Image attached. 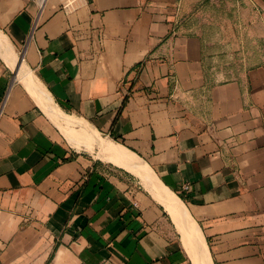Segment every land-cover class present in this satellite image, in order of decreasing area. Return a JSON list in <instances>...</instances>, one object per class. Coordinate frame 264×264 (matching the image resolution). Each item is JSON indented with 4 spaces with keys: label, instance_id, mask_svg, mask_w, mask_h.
Returning a JSON list of instances; mask_svg holds the SVG:
<instances>
[{
    "label": "crops",
    "instance_id": "0c3cea01",
    "mask_svg": "<svg viewBox=\"0 0 264 264\" xmlns=\"http://www.w3.org/2000/svg\"><path fill=\"white\" fill-rule=\"evenodd\" d=\"M176 1L0 0V264H195L153 183L209 264H264V64L211 76ZM97 135L153 183L100 157Z\"/></svg>",
    "mask_w": 264,
    "mask_h": 264
},
{
    "label": "rangeland",
    "instance_id": "374dc122",
    "mask_svg": "<svg viewBox=\"0 0 264 264\" xmlns=\"http://www.w3.org/2000/svg\"><path fill=\"white\" fill-rule=\"evenodd\" d=\"M175 7L181 31L203 40L211 76L237 78L264 64V13L254 0H177Z\"/></svg>",
    "mask_w": 264,
    "mask_h": 264
},
{
    "label": "bare ground",
    "instance_id": "6f19581e",
    "mask_svg": "<svg viewBox=\"0 0 264 264\" xmlns=\"http://www.w3.org/2000/svg\"><path fill=\"white\" fill-rule=\"evenodd\" d=\"M0 48L3 51L1 54L7 57L9 51H11V48L9 43L7 42L6 37H4L2 34H0ZM45 97L47 99L46 95ZM47 113L53 116V119H51L55 120L60 125V127H62L67 136L73 137L75 133L84 141L90 143V145H94L97 142L88 129L80 126L77 127L76 121L74 119H71L69 117H61L59 111L54 113H50L47 111ZM80 121L82 122V120ZM98 146L100 157L111 159L129 169L130 171L137 173L138 175L143 177V179L146 181L145 183H147L148 185L150 184V182L153 183L156 177L153 175L152 171L145 165L146 163L143 164L136 157V155L128 152L126 148L111 141V139H101V141L98 142ZM151 190L153 191L155 198L157 197L160 200L166 210L173 217L174 221L177 223L179 230L183 235L185 246L194 259L195 264H209L208 252L201 232L188 214L187 208L183 201L179 199V197L176 196L173 192L165 190L162 186H158L156 183H153Z\"/></svg>",
    "mask_w": 264,
    "mask_h": 264
},
{
    "label": "built area",
    "instance_id": "2783aa9c",
    "mask_svg": "<svg viewBox=\"0 0 264 264\" xmlns=\"http://www.w3.org/2000/svg\"><path fill=\"white\" fill-rule=\"evenodd\" d=\"M37 3H38V5L40 6V7H42V5L44 4V2H45V0H35ZM185 190H189V185H187V184H185L184 185V187H183Z\"/></svg>",
    "mask_w": 264,
    "mask_h": 264
}]
</instances>
